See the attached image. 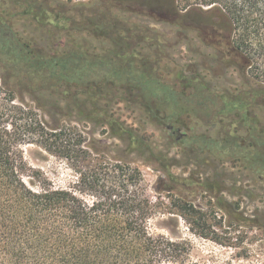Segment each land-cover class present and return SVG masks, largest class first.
<instances>
[{
  "label": "trees",
  "instance_id": "1",
  "mask_svg": "<svg viewBox=\"0 0 264 264\" xmlns=\"http://www.w3.org/2000/svg\"><path fill=\"white\" fill-rule=\"evenodd\" d=\"M115 10L175 15L180 26L204 29L220 61L264 89V0H0V264H184L189 258L185 242L151 229L158 206L126 156L129 149L143 148L142 136L100 110L99 103L129 86L151 114L163 112L166 124L186 128V118L207 122L208 86L193 81L194 92L180 91L128 56L90 57L84 49L52 56L22 42L12 29L15 14L22 13L69 36L78 29L105 30L117 23ZM65 89L74 101L92 106L82 109L80 119L92 122L94 113L102 114L100 125L123 146L84 142L77 126L68 128L67 110L60 105ZM52 95L57 104L48 103ZM213 110V118L225 113V107ZM68 130L79 135L73 146ZM187 131L181 146L211 151L222 161L237 158L264 178V158L248 147L231 149L236 135L220 141ZM251 139L262 143L255 135ZM27 144L63 152L75 179L59 185L32 167L23 149ZM164 173L157 191L171 192L167 182L175 175L169 169ZM183 207L198 211L192 204Z\"/></svg>",
  "mask_w": 264,
  "mask_h": 264
},
{
  "label": "rangeland",
  "instance_id": "2",
  "mask_svg": "<svg viewBox=\"0 0 264 264\" xmlns=\"http://www.w3.org/2000/svg\"><path fill=\"white\" fill-rule=\"evenodd\" d=\"M113 12L117 21L114 27L78 29L70 36L65 30L41 27L22 13H16L11 22L17 38L52 56L83 49L90 57L128 56L143 63L148 72L164 82L175 84L180 91L194 92L193 81L201 83V87L207 85L208 91L214 93L205 97L206 107L210 106L204 113L207 122L192 117L182 124L193 135H210L220 141L236 135L231 149L248 147L259 159L264 158V95L259 96L264 89L255 80L243 77L234 65L222 63L204 29L180 26L175 15L170 14ZM0 76L4 78L1 66ZM66 90L60 97V105L67 110L63 117L68 128L77 126L84 142L96 144L99 140L103 145L123 146L107 127L100 125L102 114L94 113L92 122L80 119L82 109L89 110L92 106L74 101ZM117 94L115 89L100 100L99 109H106L113 119L124 122L136 130L133 133L142 136L143 148L129 149L126 156L141 171L148 195L158 206L150 223L152 231L186 243L190 253L184 264H264V178L237 158L222 161L211 151L181 146L187 127L166 124L163 112L151 114L137 97V91L129 86L122 95ZM57 100L52 95L48 103L57 104ZM245 100L247 104L243 107L241 101ZM221 107H225V113L219 112L213 118L211 115L217 111L213 109ZM67 133L68 143L73 146L79 135L77 131ZM252 135L262 138L259 146L251 141ZM23 149L29 164L56 184L75 179L76 172L63 152L50 151L39 144H27ZM168 169L175 180L168 179L167 184L170 182L174 189L159 192L156 181L159 177L166 180L164 170ZM184 203L192 204L198 211L186 210Z\"/></svg>",
  "mask_w": 264,
  "mask_h": 264
}]
</instances>
